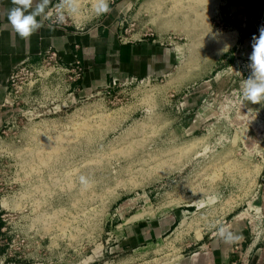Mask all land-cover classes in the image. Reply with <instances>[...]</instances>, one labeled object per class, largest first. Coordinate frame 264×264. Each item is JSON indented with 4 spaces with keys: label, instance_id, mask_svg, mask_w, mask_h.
<instances>
[{
    "label": "rangeland",
    "instance_id": "obj_1",
    "mask_svg": "<svg viewBox=\"0 0 264 264\" xmlns=\"http://www.w3.org/2000/svg\"><path fill=\"white\" fill-rule=\"evenodd\" d=\"M222 7L125 0L123 36L153 34L178 51L168 74L123 80L109 94L79 95L66 66L22 74L0 134L11 257L179 264L236 221L264 264V102L242 105L252 43L238 47L216 18Z\"/></svg>",
    "mask_w": 264,
    "mask_h": 264
},
{
    "label": "crops",
    "instance_id": "obj_2",
    "mask_svg": "<svg viewBox=\"0 0 264 264\" xmlns=\"http://www.w3.org/2000/svg\"><path fill=\"white\" fill-rule=\"evenodd\" d=\"M55 2L52 0L49 10ZM124 2L110 0L112 9L82 30H77L72 21L57 24L52 15L43 20L37 32L22 39L7 21L8 11L14 6L12 0H0V132L6 123L4 107L9 99L7 86L11 72L24 61L37 63L47 48L55 50L66 65L79 62L83 71L74 83L79 95L98 92L113 80L121 82L169 73L178 51L176 45L153 34L123 36L117 21L118 7ZM263 17L264 0H223L222 13L216 18L229 23L238 38V47H244L253 44V37H259ZM230 223L224 226L230 239L218 235L198 245V250L187 257H181L179 264H263L262 247L248 243L246 226L236 221ZM164 226L160 222L154 228ZM4 231L5 219L0 206V258L6 257L4 264H33L7 253Z\"/></svg>",
    "mask_w": 264,
    "mask_h": 264
},
{
    "label": "clouds",
    "instance_id": "obj_3",
    "mask_svg": "<svg viewBox=\"0 0 264 264\" xmlns=\"http://www.w3.org/2000/svg\"><path fill=\"white\" fill-rule=\"evenodd\" d=\"M13 7L9 9L7 21L22 38L27 39L43 26V20L50 19L53 12L49 10L52 0H12ZM110 0H93L91 7L86 8L81 0H58L54 7V22L64 24L71 19L77 30H82L93 20L100 18L110 11ZM258 38L253 37L252 53L249 56L250 75L245 81L242 92L243 101L251 104L264 102V27L260 28ZM241 105V106H242ZM83 185L88 186L89 181L80 177ZM222 239L231 237L226 228L221 227L217 233ZM5 258H0L4 264Z\"/></svg>",
    "mask_w": 264,
    "mask_h": 264
},
{
    "label": "built area",
    "instance_id": "obj_4",
    "mask_svg": "<svg viewBox=\"0 0 264 264\" xmlns=\"http://www.w3.org/2000/svg\"><path fill=\"white\" fill-rule=\"evenodd\" d=\"M57 2L58 0H56L55 4ZM55 4L50 9V11L53 12V15H54ZM71 65L73 67H71ZM63 66L64 67L66 66L67 70L72 69L70 71H72L75 76L74 80L80 78L83 68L79 65V62L75 61L74 64L66 65L60 61L57 52L51 48H47L41 53L40 60L37 63H31L29 61H24L20 63L18 66L15 67V69H13L9 77L8 86H7L9 97L11 95L16 94L19 91L21 87L19 83L21 84L23 83L21 81L23 73L29 72L30 74H32L35 72L37 75H41V72L43 71V69H48L47 72L51 73L55 69H64ZM68 66L70 67L69 69H68ZM119 83L120 81H117V80L111 81L105 88H103L104 92L109 94L111 90H113L117 85H119ZM2 132H3V129L1 130L0 134Z\"/></svg>",
    "mask_w": 264,
    "mask_h": 264
},
{
    "label": "water",
    "instance_id": "obj_5",
    "mask_svg": "<svg viewBox=\"0 0 264 264\" xmlns=\"http://www.w3.org/2000/svg\"><path fill=\"white\" fill-rule=\"evenodd\" d=\"M262 27H264V17H263L262 24H261V28Z\"/></svg>",
    "mask_w": 264,
    "mask_h": 264
}]
</instances>
